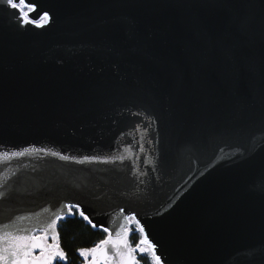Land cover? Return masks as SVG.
I'll return each instance as SVG.
<instances>
[{
  "label": "water",
  "instance_id": "water-1",
  "mask_svg": "<svg viewBox=\"0 0 264 264\" xmlns=\"http://www.w3.org/2000/svg\"><path fill=\"white\" fill-rule=\"evenodd\" d=\"M25 3L43 26L0 4V229L74 204L161 264H264V0Z\"/></svg>",
  "mask_w": 264,
  "mask_h": 264
},
{
  "label": "snow or ice",
  "instance_id": "snow-or-ice-1",
  "mask_svg": "<svg viewBox=\"0 0 264 264\" xmlns=\"http://www.w3.org/2000/svg\"><path fill=\"white\" fill-rule=\"evenodd\" d=\"M0 4H5L8 8L16 9L20 13V20L24 24L36 23L38 27L43 26L39 21H32L28 18V12L35 11V6L31 3L26 4L25 0H0ZM28 9V11H25ZM50 19L49 13L44 12L40 20L47 23ZM57 155V153H52ZM12 155L23 156L24 153H13ZM61 159L68 160V156H62ZM95 159V157H85V160ZM123 160V157H118ZM3 193H0V197ZM66 207L69 210V215H74L73 209L77 207L74 204H68ZM85 220L88 217L83 212L80 213ZM63 217L57 215L51 223L43 226L42 229H16L14 231H6L0 229V264H53V261L66 260L64 251L60 248L58 242L57 221L62 220ZM135 219V217H125V220ZM91 223L90 220H88ZM141 233L145 231L144 227L137 225ZM95 228L96 225H93ZM37 231H42V235H35ZM103 231L109 232L108 228ZM129 233L124 225H121L120 231L117 232L116 238H113L111 233L99 241L94 247L89 249H79L82 257L91 254L90 264H139L134 253L139 250L144 253L146 249L144 244L153 250L154 255L152 264H161V257L155 254L156 246L147 241V239L140 240L133 248L128 240ZM51 237L55 243L49 244L48 240ZM39 249V255H36V250Z\"/></svg>",
  "mask_w": 264,
  "mask_h": 264
},
{
  "label": "trees",
  "instance_id": "trees-1",
  "mask_svg": "<svg viewBox=\"0 0 264 264\" xmlns=\"http://www.w3.org/2000/svg\"><path fill=\"white\" fill-rule=\"evenodd\" d=\"M74 215L65 216L57 223L58 242L62 247L66 261L56 260L54 264H80L81 258L77 250L86 246H92L98 240L105 237V233L100 228H94L90 223L73 209ZM129 242L137 244L141 233L138 230L130 229ZM139 264H152L151 254L148 251L138 253Z\"/></svg>",
  "mask_w": 264,
  "mask_h": 264
},
{
  "label": "rangeland",
  "instance_id": "rangeland-1",
  "mask_svg": "<svg viewBox=\"0 0 264 264\" xmlns=\"http://www.w3.org/2000/svg\"><path fill=\"white\" fill-rule=\"evenodd\" d=\"M130 221L132 222L130 224V229H133V230H138L136 229V222L133 220V219H130ZM139 231V230H138ZM141 233V232H140ZM147 251V250H146Z\"/></svg>",
  "mask_w": 264,
  "mask_h": 264
},
{
  "label": "flooded vegetation",
  "instance_id": "flooded-vegetation-1",
  "mask_svg": "<svg viewBox=\"0 0 264 264\" xmlns=\"http://www.w3.org/2000/svg\"><path fill=\"white\" fill-rule=\"evenodd\" d=\"M60 261V260H59Z\"/></svg>",
  "mask_w": 264,
  "mask_h": 264
}]
</instances>
